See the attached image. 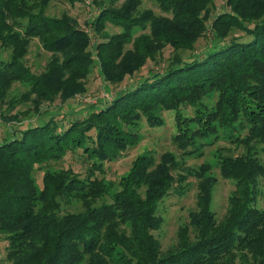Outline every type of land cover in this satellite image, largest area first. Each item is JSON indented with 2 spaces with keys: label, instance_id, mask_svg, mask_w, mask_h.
I'll return each instance as SVG.
<instances>
[{
  "label": "trees",
  "instance_id": "1",
  "mask_svg": "<svg viewBox=\"0 0 264 264\" xmlns=\"http://www.w3.org/2000/svg\"><path fill=\"white\" fill-rule=\"evenodd\" d=\"M52 0H0V106L12 111L26 103L42 114L56 99L67 104L86 93L98 66L108 85L133 77L148 61L158 62L167 47L173 56L162 71H149L137 83L99 101L92 110L24 123L0 140V234L10 264H264V209L256 206L264 163V0H226L214 14V0H157L163 14L139 12L141 0H93L98 14L86 24L99 41L68 13H47ZM214 31L215 43L203 55L184 58L199 38ZM120 28L109 34L107 24ZM142 30L141 33H138ZM148 30V31H147ZM241 30L248 38L232 37ZM33 39L51 53L42 72L27 64ZM1 52V51H0ZM15 83L25 86L11 94ZM216 97L214 102L205 101ZM194 107L187 116L182 106ZM31 109L18 112L27 115ZM174 110L172 143L159 160L151 151L137 156L118 187L105 176V163L119 159L141 136V122L163 123L159 111ZM87 113V114H86ZM60 116V117H59ZM6 124L18 116H4ZM246 129V136L241 130ZM10 134V135H9ZM244 147L240 155L218 150L215 164L235 181L224 216L213 210L217 178L213 165L191 168L215 139ZM264 152V146L262 147ZM87 164L82 177L71 168L51 169L67 155ZM43 171L41 186L35 170ZM200 179L196 208L178 230L175 247L162 251L154 232L161 229L159 205L170 194L186 193ZM110 201H106V197ZM79 203V211L67 207Z\"/></svg>",
  "mask_w": 264,
  "mask_h": 264
},
{
  "label": "rangeland",
  "instance_id": "2",
  "mask_svg": "<svg viewBox=\"0 0 264 264\" xmlns=\"http://www.w3.org/2000/svg\"><path fill=\"white\" fill-rule=\"evenodd\" d=\"M125 0H119L118 4L121 6ZM226 0H214L211 10L214 14H218L224 9H226ZM151 9L156 14H163L159 8L157 0H141V4L138 8L139 12ZM99 11L93 0H52L48 6L47 13L54 16H60L62 13H68L75 17L80 26L85 28L89 34L92 36V42L95 44L97 37L94 35L92 26H88L86 23L91 21ZM106 31L109 34L117 33L120 28L113 26L108 23L106 26ZM148 31V30H147ZM139 30L138 33H141ZM214 31L211 29V20L208 21V30L205 35L198 39L195 44L194 50L188 52H179L184 58H193L196 56L203 55L208 51L211 46L215 43ZM232 37H237L238 39L248 38V35L241 30H235L230 33L228 39ZM1 58H9L10 50L1 49ZM51 53L45 51L39 44L37 39H33L30 44L29 52L26 56L27 64L32 68L33 71L40 73L43 71ZM173 56V48L167 47L163 53L158 57V62L148 61L147 64L136 73L133 77L127 78L123 83L119 85H108L103 79L98 66H94L90 75L87 79V91L84 94L78 95L72 99L66 108L65 105L60 103V99H56L52 104H44L42 106V114H37L33 111V106L31 108L30 103L24 105H19L12 111L8 112L6 110L7 105L0 106V140L8 135V132L24 123H32L37 121H43L48 118L54 112L63 115H68L76 113L77 117L83 112L92 110L96 107L99 101L108 100L110 101L112 97L118 91L128 86L130 83H137L142 75L148 73L149 71H162L167 67L171 58ZM25 86L15 83L11 94H18L25 90ZM216 97L210 96L205 99L208 102H214ZM84 110L81 112L82 108ZM31 109L27 115H21L18 112H22L26 109ZM182 112L187 116H192L194 114V107L191 105L182 106ZM17 115L19 120L13 121L6 124L3 120L4 116L10 117L12 115ZM87 114V113H86ZM158 115L163 120L160 126H150L146 119L141 122V140L140 142L131 148H128L122 156L113 161L105 163V173L97 172L98 178L105 176L108 182L112 183L113 188L118 187V181L122 175H124L131 167L133 160L143 154L146 151H151L155 158L159 160L162 153L165 151H174L179 155V150L172 143V135L176 132V120L174 110H163L159 111ZM59 116V117H60ZM9 134V135H10ZM242 136H246V129L241 130ZM264 143H259L257 145L258 155L261 161L264 163V152L262 147ZM218 150H222L225 154L240 155L244 152V147L235 142L229 141L227 138L221 137L215 139L213 143L206 146L204 152L201 156L189 158L186 160L187 166L191 168L202 167L205 164L213 165L209 174L217 178V182L213 189V210L216 212L217 219L220 220L226 213L228 206V197L235 189V181L231 179L223 178L220 174L218 166L215 164L216 153ZM49 166L51 169L59 168H71L75 172L79 173L82 177L87 174V164H84L77 155L69 154L64 159L58 162H50L45 167ZM35 176L37 182L41 186L43 171L37 169L35 170ZM200 179L198 177H191L187 182L186 193L182 196L170 194L166 196L164 200L159 205V214L163 218V224L160 230L154 232L156 238L161 244L162 251H166L176 246L178 240V230L179 228L189 223V211L196 208L197 193L199 191ZM258 198L256 201V206L260 209H264V176L259 177L258 184ZM106 201H110L107 196ZM82 209L81 204L73 203L72 206L67 207V211H79ZM6 245L7 241L4 235L0 234V264H10L6 260Z\"/></svg>",
  "mask_w": 264,
  "mask_h": 264
},
{
  "label": "crops",
  "instance_id": "3",
  "mask_svg": "<svg viewBox=\"0 0 264 264\" xmlns=\"http://www.w3.org/2000/svg\"><path fill=\"white\" fill-rule=\"evenodd\" d=\"M84 110V107L82 108L81 112Z\"/></svg>",
  "mask_w": 264,
  "mask_h": 264
},
{
  "label": "built area",
  "instance_id": "4",
  "mask_svg": "<svg viewBox=\"0 0 264 264\" xmlns=\"http://www.w3.org/2000/svg\"><path fill=\"white\" fill-rule=\"evenodd\" d=\"M78 96V95H77ZM77 96H75V97H77Z\"/></svg>",
  "mask_w": 264,
  "mask_h": 264
}]
</instances>
